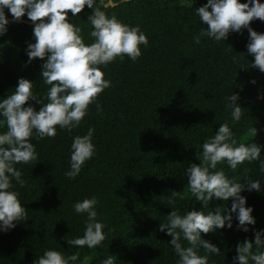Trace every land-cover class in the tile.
I'll return each instance as SVG.
<instances>
[{"label": "trees", "instance_id": "16d2710c", "mask_svg": "<svg viewBox=\"0 0 264 264\" xmlns=\"http://www.w3.org/2000/svg\"><path fill=\"white\" fill-rule=\"evenodd\" d=\"M115 2L118 6L104 9L106 13L124 24L139 25L148 46H140L142 55L135 62L125 56L123 61L117 58L107 67L101 66L105 79L111 81V87L97 99L101 112L93 103L72 132L57 127L54 138L44 139H37L34 133L30 142L38 159L16 165L26 184L21 188L13 180L12 189L27 209L26 221L0 232V264H33L49 249L66 256L79 251L75 264H81L85 255L91 257L89 264H102L109 255L117 258L115 264H177L171 237L158 230L171 210L178 209L181 215L188 210L207 214L218 206L230 208L232 203V199L213 198L204 207L188 191L186 169L200 163L196 156L202 152V143L227 121L238 142L261 146L260 159L264 160V99L259 98L264 96V73L251 68L254 57L247 52V29L230 33L225 41L202 37L196 44L194 36L208 26L199 20L195 9L207 0ZM259 2L264 4V0ZM5 14L9 23L7 33L0 36V101L25 78L34 84V94L47 103L50 86L41 77L45 61L37 58L29 63L26 52L28 45L35 43L34 25L25 23L31 22L27 15L20 20L24 22H14L7 9ZM90 15L92 9L87 7L75 17L68 13L69 22L81 27L85 44L93 42L87 24ZM250 26L264 34V22L254 20ZM231 94L239 96L237 103L245 109L235 124L227 107L226 98ZM29 104L36 111L41 107L35 101ZM253 126L257 136H246ZM90 127L95 129V155L69 180L65 172L70 169L73 138L86 135ZM4 131L6 127H0V134ZM259 163L245 161L236 170L226 163L218 165L237 182L259 179L261 191L241 193L246 207L253 208L256 221L247 226L249 232L237 231L233 214L232 229L201 234L221 250L220 255L199 250L201 256L208 257V264H233L237 243L249 239L254 244V231H264V173ZM173 191H184L185 199L177 198V203L170 205ZM93 196L99 200L97 219L106 226L107 237L95 249L68 246L66 239L83 236L87 218L77 214L73 204ZM181 243L188 246L186 241Z\"/></svg>", "mask_w": 264, "mask_h": 264}, {"label": "clouds", "instance_id": "9594fccd", "mask_svg": "<svg viewBox=\"0 0 264 264\" xmlns=\"http://www.w3.org/2000/svg\"><path fill=\"white\" fill-rule=\"evenodd\" d=\"M126 2V0H122ZM115 0H0V36L7 33L9 23L5 9L14 22H19L25 15L33 23L34 44L27 47L29 63L39 58L42 64L41 77L50 86L46 93L47 103L34 94V84L25 78L18 80V86L7 98L0 101V127L6 131L0 134V232L14 229L17 223L26 221L27 209L19 200V193L13 191V180L23 188L26 181L16 165H28L38 159L36 147L31 143L35 133L37 139L54 138L57 127L72 132L78 128L88 114L90 105L96 103L97 112L101 106L98 97L111 87V81L105 79L101 66L107 67L117 58L123 61L127 56L133 62L141 57L140 46H148V38L139 25L130 26L121 22L115 15L109 17L104 9L117 7ZM85 7L92 9L88 23L92 30L89 36L91 44H85L82 29L69 22L68 13L73 17ZM199 20L208 26L201 28L194 42L200 44L202 37L215 41H225L230 33H242L247 29L249 43L247 52L254 57L251 68L264 73V34L250 26L254 20L264 22V4L259 0H207L202 7L195 9ZM230 50L231 47L229 46ZM243 55V54H241ZM235 62V60H234ZM255 84L256 81L252 80ZM264 99V96L259 97ZM227 107L231 109L232 122L239 123L243 112L237 103L239 96L231 94L227 98ZM40 104L39 111L29 104ZM26 104L29 106L25 107ZM95 129L90 127L86 135L75 136L71 145L70 169L65 172L69 180L75 179L85 163L95 155L93 144ZM256 127H249L246 136L256 137ZM202 152H197L199 164L192 163L186 169L188 191L204 207L215 198L227 202L232 199L231 207H216L205 214L191 210L181 215L178 209L171 210L166 222L160 223L159 231L171 237L170 245L178 257L177 264H208V257L201 256L199 250L220 255L221 250L210 241L203 240L201 234H209L217 229H232L233 219L238 221L237 231L247 233L248 225H255L253 208L246 207V197L241 193L261 191L259 179L246 178L243 183L230 179L223 168L236 170L245 161H259V170L264 173V160H261V146L254 142H238L229 123L219 125L215 135L205 140ZM184 200V191L171 193L170 205ZM97 197L85 198L73 204L77 214H86L85 229L82 237L66 239L68 246L95 249L102 246L107 234L106 227L97 219ZM254 244L245 239L238 242L233 264H264V231H254ZM187 242V247L181 241ZM257 251H253V248ZM79 251L64 255L61 251L49 249L39 256L33 264H75L80 259ZM91 257L85 255L81 264H89ZM117 258L109 255L102 264H115Z\"/></svg>", "mask_w": 264, "mask_h": 264}, {"label": "water", "instance_id": "95a60500", "mask_svg": "<svg viewBox=\"0 0 264 264\" xmlns=\"http://www.w3.org/2000/svg\"><path fill=\"white\" fill-rule=\"evenodd\" d=\"M20 22H24V21H20ZM26 24H30V25H33L32 22H25Z\"/></svg>", "mask_w": 264, "mask_h": 264}]
</instances>
